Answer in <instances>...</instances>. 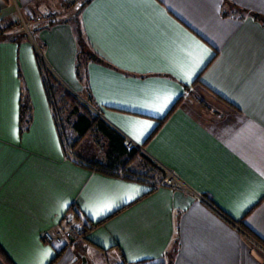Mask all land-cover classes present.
<instances>
[{"label":"crops","instance_id":"crops-1","mask_svg":"<svg viewBox=\"0 0 264 264\" xmlns=\"http://www.w3.org/2000/svg\"><path fill=\"white\" fill-rule=\"evenodd\" d=\"M58 1L0 0V19ZM78 19L93 58L70 20L0 41L2 254L12 264H262L238 226L264 242V0H90ZM44 66L185 186L156 185L141 163L124 173L128 156L99 131L71 149ZM85 140L97 154H81ZM73 214L83 239H44Z\"/></svg>","mask_w":264,"mask_h":264},{"label":"trees","instance_id":"trees-1","mask_svg":"<svg viewBox=\"0 0 264 264\" xmlns=\"http://www.w3.org/2000/svg\"><path fill=\"white\" fill-rule=\"evenodd\" d=\"M90 2V0H83L79 8L77 10V13L74 14V20L72 22L75 24V29L78 37V43L80 45V55L83 56H90L93 58L95 55L87 49L86 42L84 40L82 30L79 25V19L78 15L81 11V9L87 5ZM69 20V19H65ZM62 20H54L52 22H49L50 25ZM71 21V19H70ZM1 24V20H0ZM46 24V23H45ZM14 24L7 23L5 25H0V41L2 40H11V39H18L21 37L19 31L14 33H8L6 34L3 31H7L13 27ZM39 29V28H38ZM16 33V34H15ZM80 56V57H81ZM43 76H44V82L47 86V90L50 96L51 104L54 109L56 119L58 120L60 130L62 131V134L64 136L65 142L70 146L71 149L75 148L78 142L82 138H84L86 135L90 134L91 132H101L108 140L110 144V148L112 151L118 152L121 155H127L128 159L126 161V164L123 166L122 170H124V173L130 174V173H137L133 169V162L132 160L139 158L142 165L149 169L150 171H155L160 175L161 180H156L154 183L157 185L159 182H162L164 177L167 174V171L157 166L155 163H153L147 156H145L143 153L140 152V148L133 147L128 148L125 145L126 138L122 136L120 133L115 131L111 126L105 123L100 116L93 111V109L86 104L85 101L81 100L79 97L72 94L68 89H66L56 80L52 72L46 68L45 66L42 68ZM59 84V85H58ZM71 106L72 112L75 115L74 120L72 122L69 121V119L64 115L68 114V107ZM70 108V107H69ZM70 122V123H69ZM70 127H69V125ZM72 131L77 135V139L74 140V138L71 137V134H69V131ZM109 169L115 170L114 167L109 166ZM121 170V171H122ZM139 174V173H138ZM133 175V174H132ZM72 208H70V214H71ZM75 222H80L79 227L82 228V221L79 220V217H77L76 214H73L71 217ZM65 225H67L65 223ZM67 228V227H66ZM64 229V227H63ZM83 231L86 232V229L83 226ZM242 229L245 230L246 233H248L250 236H252L254 239H256L258 242H260L264 246V242H262L253 232H251L248 228H245L244 226ZM0 264H12V262L4 255L2 254L0 250ZM171 264V263H169Z\"/></svg>","mask_w":264,"mask_h":264},{"label":"rangeland","instance_id":"rangeland-1","mask_svg":"<svg viewBox=\"0 0 264 264\" xmlns=\"http://www.w3.org/2000/svg\"><path fill=\"white\" fill-rule=\"evenodd\" d=\"M13 1L14 0H11V2H13ZM82 1L83 0H59L56 4H52V5L43 7V8H39L38 9V8L34 7V9H31L30 12H27V11L26 12H22L20 10L21 14L18 12L17 15H14L12 17L3 18V19L1 18L0 19L1 20V24L0 25L3 26L5 24H7V23L14 24L11 29H9L7 31H3L6 34L14 33V32L19 31L18 34L20 33L21 36H27V37H32L33 38L35 29L40 28V26L44 25L47 22L48 23L52 22L55 19L56 20H65V19H69L70 20L71 19V21L74 20L73 16H74V14L77 13L79 5H80V3ZM40 16L43 18V20H45V22L40 24V25H38V26H32L30 28V29H32L31 33H29L25 28H23V24H22V19L23 18L26 19L28 22L29 21L31 22L33 19H35L37 17H40ZM87 49H88V47H87ZM69 107H68V114H66V112H64L65 113L64 115H66V117L69 119V121L72 122L74 120L75 115L72 112L71 106H69ZM69 123H68V125H69ZM69 127H70V125H69ZM94 133H95V131L91 132L88 135H93ZM69 134H71V137L74 138V140H76L78 138L77 135L75 133H72L71 130L69 131ZM96 136H98V138L100 137V139H102V141H104V137L103 136H101V135H96ZM82 139L83 140L86 139V136L84 138H82ZM88 140H90V139H88ZM84 142H85L86 146H85V149L82 148V150H81L82 151V153H81L82 155H84L86 157V156H92V155L97 154V150L99 149V147H97V146L95 147L94 144H90L89 142H91V140L88 143H86L87 142L86 140ZM78 144H79V142L77 143V145ZM104 146H102V147H104ZM101 150L104 151V148H101ZM100 154H103V153L101 152ZM139 160H140L139 158H136V159L132 160L133 169L137 168V165H139L141 163ZM132 174L134 175L135 173H130V175H132ZM139 176H143V175L139 174ZM157 176L158 175L152 176V178H150V180L151 179H153V181L161 180L160 176L158 177L159 179H156ZM158 184L161 185V182H159ZM172 187H175V186H172ZM175 188H182V187H175ZM77 217H78V215H77ZM83 226L84 225H82L81 227L83 228ZM82 228H78L77 232H75L74 235L72 234L71 238H69L70 236L68 238L66 237V239L64 241H62L61 243H64L65 245L70 246L72 238L74 240L75 239H77V240L83 239L86 232H84ZM238 228L241 231H244L243 233H244L245 237L249 240V242L251 244V248L252 247H256L257 250H259V249L263 250L262 248H264V246L260 242H258L256 239H254L248 233H246L245 230L242 229V227H238ZM47 230H53V229H47ZM258 243L260 245H258ZM81 261H82V259H81ZM81 261H80V264H81Z\"/></svg>","mask_w":264,"mask_h":264},{"label":"built area","instance_id":"built-area-1","mask_svg":"<svg viewBox=\"0 0 264 264\" xmlns=\"http://www.w3.org/2000/svg\"><path fill=\"white\" fill-rule=\"evenodd\" d=\"M44 22L45 20H43L41 16L33 19L31 22L30 21L28 22L24 18L22 19L23 28H25L29 33H31L32 29L30 28L32 26H38ZM125 145L128 148L137 147L136 143L130 138H126ZM161 184L168 185V186H175V187L185 186L184 183L174 173L169 172V171L167 172ZM66 224H67L66 229L61 228V229H56V230H45L43 232L44 239L48 241L49 243H61L62 241L66 239L67 233L69 234V236H72V234L74 235L75 232H77V229L80 228L79 227L80 223L75 222L70 216L66 217ZM258 245L260 244L258 243ZM262 249L263 250L261 249L257 250L256 247H252L250 252L253 256L259 259L262 264H264V248Z\"/></svg>","mask_w":264,"mask_h":264},{"label":"snow or ice","instance_id":"snow-or-ice-1","mask_svg":"<svg viewBox=\"0 0 264 264\" xmlns=\"http://www.w3.org/2000/svg\"><path fill=\"white\" fill-rule=\"evenodd\" d=\"M201 47H202V46H201ZM205 51H206V50H205ZM168 99H169L168 97H165L163 103L161 104V106H160L159 108H157L156 110H157V111L162 110L163 106L166 105ZM144 127H145V128H147V127H151V125L145 124ZM136 191H139V189H136ZM131 198H132V197H129V199H131Z\"/></svg>","mask_w":264,"mask_h":264},{"label":"water","instance_id":"water-1","mask_svg":"<svg viewBox=\"0 0 264 264\" xmlns=\"http://www.w3.org/2000/svg\"><path fill=\"white\" fill-rule=\"evenodd\" d=\"M46 27H50V24L49 23H46V24L40 26V28H46ZM70 238H71V236H70ZM81 264H88V259H87V257L85 255H82Z\"/></svg>","mask_w":264,"mask_h":264},{"label":"bare ground","instance_id":"bare-ground-1","mask_svg":"<svg viewBox=\"0 0 264 264\" xmlns=\"http://www.w3.org/2000/svg\"><path fill=\"white\" fill-rule=\"evenodd\" d=\"M239 227V226H238Z\"/></svg>","mask_w":264,"mask_h":264}]
</instances>
